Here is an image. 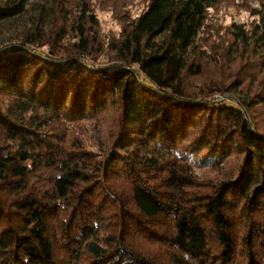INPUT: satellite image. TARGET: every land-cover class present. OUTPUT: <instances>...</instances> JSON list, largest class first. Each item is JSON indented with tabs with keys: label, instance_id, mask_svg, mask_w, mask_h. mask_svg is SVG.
I'll return each mask as SVG.
<instances>
[{
	"label": "trees",
	"instance_id": "obj_1",
	"mask_svg": "<svg viewBox=\"0 0 264 264\" xmlns=\"http://www.w3.org/2000/svg\"><path fill=\"white\" fill-rule=\"evenodd\" d=\"M30 1L0 0V26ZM30 21L0 44V264H264V0H51ZM108 110L106 152L65 128Z\"/></svg>",
	"mask_w": 264,
	"mask_h": 264
},
{
	"label": "rangeland",
	"instance_id": "obj_2",
	"mask_svg": "<svg viewBox=\"0 0 264 264\" xmlns=\"http://www.w3.org/2000/svg\"><path fill=\"white\" fill-rule=\"evenodd\" d=\"M51 4V0H31L25 5V11L20 15L11 18V20L4 21L0 26V44L14 40L23 30L31 26L30 19L37 16L40 12L45 13ZM233 7L224 6L222 10H218L217 19L228 24L233 29L238 27L247 26L250 23L251 17L247 12H236ZM97 17L101 23V30L104 32H114L118 28L114 20L109 17L106 12H98ZM236 47L233 48L235 50ZM234 53L228 56L229 60H232ZM241 95V94H239ZM219 95H215L218 97ZM243 96V95H241ZM114 120V114L108 110L105 115L100 116L98 119H87L81 121V125L77 123H71V125L65 126L68 132L78 135L82 138L83 142H86L87 147L90 150H94L97 154L106 152L108 149L107 138L108 132L112 129ZM198 173L203 172V168L196 167Z\"/></svg>",
	"mask_w": 264,
	"mask_h": 264
}]
</instances>
